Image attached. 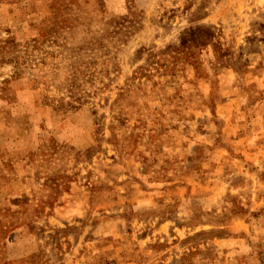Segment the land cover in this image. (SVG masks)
<instances>
[{
    "label": "rangeland",
    "instance_id": "374dc122",
    "mask_svg": "<svg viewBox=\"0 0 264 264\" xmlns=\"http://www.w3.org/2000/svg\"><path fill=\"white\" fill-rule=\"evenodd\" d=\"M0 264H264V0H0Z\"/></svg>",
    "mask_w": 264,
    "mask_h": 264
}]
</instances>
